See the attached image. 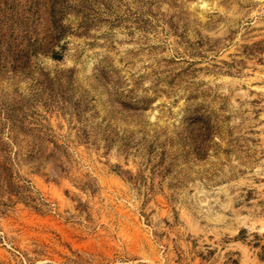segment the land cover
<instances>
[{"label": "rangeland", "instance_id": "rangeland-1", "mask_svg": "<svg viewBox=\"0 0 264 264\" xmlns=\"http://www.w3.org/2000/svg\"><path fill=\"white\" fill-rule=\"evenodd\" d=\"M0 264H264V0H0Z\"/></svg>", "mask_w": 264, "mask_h": 264}]
</instances>
